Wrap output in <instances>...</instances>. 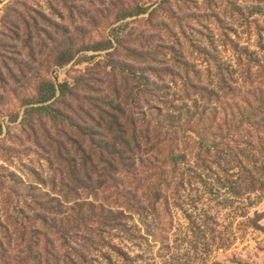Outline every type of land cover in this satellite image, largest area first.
Masks as SVG:
<instances>
[{
    "label": "rangeland",
    "instance_id": "374dc122",
    "mask_svg": "<svg viewBox=\"0 0 264 264\" xmlns=\"http://www.w3.org/2000/svg\"><path fill=\"white\" fill-rule=\"evenodd\" d=\"M231 1H238L243 7L253 2L0 0V69L5 77L4 82L0 79L2 264L25 259L12 251L15 243L10 244L11 238H7V232L14 228L10 224L12 218L22 226L28 225L27 213L20 216L17 212L24 208L22 202L35 192V187H41L38 191L45 193L53 184L60 185L66 171L64 160L70 165L75 160L80 163L79 149L69 138L80 144L79 133L96 140L108 135L111 123L100 117H129L142 127L145 117H156L153 123H164L171 112L175 114L172 117H190L194 113L191 100L186 107L177 99L187 95L191 99L192 64L201 71L200 82L211 85L202 47L209 46L214 38L219 42L226 24L240 31L251 28L253 32L252 21L264 23L259 16L249 17L250 21L225 16ZM4 19L9 24L7 30L2 26ZM255 39L253 35L252 45ZM107 41L112 45L104 50L83 48ZM247 41L246 34L241 43ZM61 47H69L73 58L65 66L57 67L52 65L53 55ZM218 49L223 51L220 46ZM221 57L226 60L231 52ZM110 61L117 63V67L113 68ZM150 66L156 67L157 72L149 74L145 68ZM7 70L14 72V81L6 78ZM19 72L28 77L17 83ZM37 75H47L54 83L67 81L71 87L70 96L49 102L57 119L50 120L35 112L24 117L25 107L18 106L20 97L34 86ZM202 101L199 104L205 108H199V112L211 117L213 101L210 105ZM219 101L217 105L225 108L226 100ZM172 103L174 109L169 108ZM9 110L19 115L7 117L4 111ZM221 111L218 117H222ZM63 117L68 120L65 122ZM82 149L88 153L92 148L85 141ZM64 153H69V157ZM147 168L151 170L150 165ZM141 171L122 182L132 187L140 202L147 197L150 173L146 169ZM216 173L220 182L212 178L204 184L188 181L187 176L181 184L182 174H178L177 185L173 183L176 188L162 200L143 205L140 215L126 212L131 217L126 221L141 233L142 241H128L113 232V244L129 255L124 261L106 250L101 253L110 255L111 262L94 253L92 259L97 264H264V170L254 174L261 178V183L256 184L232 174L225 182V174ZM254 188L258 190L250 192ZM56 194L61 201L66 196L62 189ZM86 197L91 200L92 196ZM113 199L111 190L96 198L106 205L113 203ZM29 238L33 242L34 236ZM35 248L43 252L48 247L39 243Z\"/></svg>",
    "mask_w": 264,
    "mask_h": 264
},
{
    "label": "trees",
    "instance_id": "16d2710c",
    "mask_svg": "<svg viewBox=\"0 0 264 264\" xmlns=\"http://www.w3.org/2000/svg\"><path fill=\"white\" fill-rule=\"evenodd\" d=\"M227 15L242 21L259 16L264 22V0H253L245 7L238 1H231L225 9ZM4 20L2 26L7 30L9 24ZM254 22L253 32L251 28L240 31L234 25L226 24L219 42H215L214 38L209 46L202 47L211 85L200 82L201 71L192 64L191 82L188 83L191 85V99L189 95L185 99H177L186 107L191 100L194 113L190 117H172L175 114L171 112L164 123H153L156 117H145L142 127H138L137 120L129 117H100L111 123L107 127L108 135L96 140L79 133V138H82L80 144L69 138L79 149L77 160L80 163L75 160L70 165L64 160L66 171L60 185L53 184L45 193L38 191L41 187H35V192L26 197L27 200L22 202L24 208H19L17 212L20 216L27 213V226L20 225L16 218L11 217L10 224L14 228L7 232L10 234L7 238H11L10 244L15 243L12 251L16 250V254L25 259L17 262L12 259L10 264H97L91 257L92 253L111 262L113 258L102 254L103 250L124 261L129 255L113 244V232L123 235L128 241H142L141 233L126 221V218H131L126 212L140 215L143 205L162 200L176 188L178 174H182L181 184L186 176L188 181L203 184L212 178L220 182L221 177L216 171L225 174V182L232 174L245 180L251 179L255 184L261 183V178L254 177V174L264 170V23L261 20ZM18 33L16 28L15 37ZM246 34L248 41L241 43ZM253 35H256L254 45L251 41ZM110 44L111 41H107L106 44L95 43L83 48L104 50ZM226 52H231V57L223 60L221 56ZM55 53L52 65L57 67L65 66L73 58L69 47L58 48ZM110 63L113 68L117 67V63ZM128 68L133 69L131 66ZM145 70L149 74L157 72L153 66ZM7 76L11 81L15 80L14 72L7 70ZM17 77L19 83L28 76L19 72ZM0 79L5 80L1 69ZM32 84L34 86L18 101L20 108L25 107L24 117L35 112L50 120L57 119L52 115L54 111L49 102L70 96V85L67 81L54 83L47 75H37ZM219 93L222 95L219 96ZM214 98L218 102L226 100V107H219ZM201 99L203 104L208 105L213 101L211 117H204V111L199 112V108H205V105L199 104ZM170 107L174 109V103ZM220 110L222 117L217 116ZM4 113L7 117L19 115L12 110ZM63 119L65 122L68 120L66 117ZM114 125L117 128H113ZM85 141L92 148L88 153L82 149ZM95 141L99 143L96 146ZM68 154L64 153L69 157ZM95 161L101 164L96 165ZM149 165L151 170L147 168ZM142 169L150 173L147 197L140 202L132 187L122 182L141 173ZM59 189L66 193L62 201L56 194ZM107 190H111L114 197L110 205L96 200L97 195H103ZM257 190L254 188L250 192ZM88 195L92 196L91 200L86 197ZM129 195L133 198L129 199ZM4 230L7 231V228ZM30 235L34 236L33 242ZM39 243L48 247L44 253L37 248L34 250ZM55 244L58 245L56 248L53 247ZM3 248L1 244L0 250L3 251Z\"/></svg>",
    "mask_w": 264,
    "mask_h": 264
}]
</instances>
